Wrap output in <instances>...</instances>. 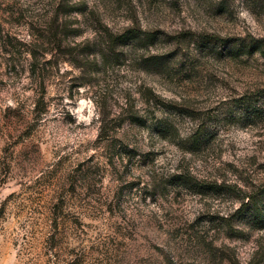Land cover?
<instances>
[{
    "label": "rangeland",
    "instance_id": "obj_1",
    "mask_svg": "<svg viewBox=\"0 0 264 264\" xmlns=\"http://www.w3.org/2000/svg\"><path fill=\"white\" fill-rule=\"evenodd\" d=\"M0 264H264V0H0Z\"/></svg>",
    "mask_w": 264,
    "mask_h": 264
},
{
    "label": "trees",
    "instance_id": "obj_2",
    "mask_svg": "<svg viewBox=\"0 0 264 264\" xmlns=\"http://www.w3.org/2000/svg\"><path fill=\"white\" fill-rule=\"evenodd\" d=\"M126 35L127 34L125 33L122 36H117V37L109 36L108 39H109V41H110V43L112 45H115L117 40L126 38ZM149 35L152 36L151 34H149ZM133 121H136V120L133 119ZM199 140H200L199 139V131H197L192 136V143H193V145L199 143ZM170 177L173 180L176 179L177 181H183L182 183H184V182H193L194 181L193 176L187 170L184 171V172H178L176 174H172V176H170Z\"/></svg>",
    "mask_w": 264,
    "mask_h": 264
}]
</instances>
